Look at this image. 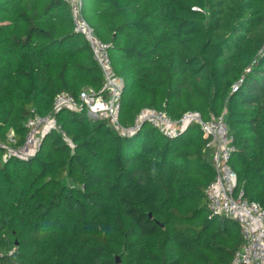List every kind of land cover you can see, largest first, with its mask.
<instances>
[{
    "label": "trees",
    "instance_id": "1",
    "mask_svg": "<svg viewBox=\"0 0 264 264\" xmlns=\"http://www.w3.org/2000/svg\"><path fill=\"white\" fill-rule=\"evenodd\" d=\"M84 13L125 81L121 123L145 107L223 116L239 184L264 206V0H84ZM103 85L69 0H0V139L22 144L37 114L67 133L28 155L0 147V264H229L243 238L210 211L201 127L121 133L54 110L59 92Z\"/></svg>",
    "mask_w": 264,
    "mask_h": 264
},
{
    "label": "built area",
    "instance_id": "2",
    "mask_svg": "<svg viewBox=\"0 0 264 264\" xmlns=\"http://www.w3.org/2000/svg\"><path fill=\"white\" fill-rule=\"evenodd\" d=\"M69 1L75 30L88 41L93 57L102 71L104 85L99 90L83 89L78 95L67 91L59 92L54 97V110L63 108L85 110L89 118L105 119L121 133L136 132L144 124H149L170 135L178 129H185L191 123H197L207 138L206 146L212 154L215 169V177L205 190L210 211L215 215L235 219L241 229L242 244L229 264H264V208L259 202L248 199L239 184L238 174L231 164L237 145L223 116L207 120L200 112L188 110L178 119H174L164 110L145 107L137 113L130 126H124L120 120V108L125 81L114 70L109 50L110 43L98 37L88 22L84 13V0ZM233 89H237V86ZM25 125L27 132L22 144H17L13 130H10L5 138L0 139V147L5 150L4 158L30 154L41 136L52 129L58 130L67 138L66 131L53 113L34 115Z\"/></svg>",
    "mask_w": 264,
    "mask_h": 264
},
{
    "label": "water",
    "instance_id": "3",
    "mask_svg": "<svg viewBox=\"0 0 264 264\" xmlns=\"http://www.w3.org/2000/svg\"><path fill=\"white\" fill-rule=\"evenodd\" d=\"M116 263H117V264H122V263H121V259H120L119 256L116 257Z\"/></svg>",
    "mask_w": 264,
    "mask_h": 264
},
{
    "label": "rangeland",
    "instance_id": "4",
    "mask_svg": "<svg viewBox=\"0 0 264 264\" xmlns=\"http://www.w3.org/2000/svg\"><path fill=\"white\" fill-rule=\"evenodd\" d=\"M88 1H90V0H85V3H87ZM42 137V136H41ZM39 143H37V145H38Z\"/></svg>",
    "mask_w": 264,
    "mask_h": 264
},
{
    "label": "bare ground",
    "instance_id": "5",
    "mask_svg": "<svg viewBox=\"0 0 264 264\" xmlns=\"http://www.w3.org/2000/svg\"><path fill=\"white\" fill-rule=\"evenodd\" d=\"M264 207V206H263Z\"/></svg>",
    "mask_w": 264,
    "mask_h": 264
}]
</instances>
